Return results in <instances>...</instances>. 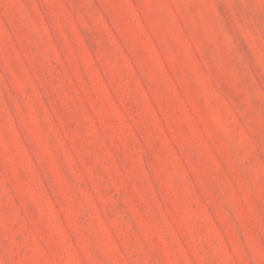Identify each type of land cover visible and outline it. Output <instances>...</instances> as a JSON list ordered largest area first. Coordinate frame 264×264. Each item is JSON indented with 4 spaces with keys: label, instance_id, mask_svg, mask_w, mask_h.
Segmentation results:
<instances>
[{
    "label": "rangeland",
    "instance_id": "obj_1",
    "mask_svg": "<svg viewBox=\"0 0 264 264\" xmlns=\"http://www.w3.org/2000/svg\"><path fill=\"white\" fill-rule=\"evenodd\" d=\"M0 264H264V0H0Z\"/></svg>",
    "mask_w": 264,
    "mask_h": 264
}]
</instances>
